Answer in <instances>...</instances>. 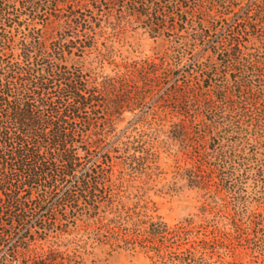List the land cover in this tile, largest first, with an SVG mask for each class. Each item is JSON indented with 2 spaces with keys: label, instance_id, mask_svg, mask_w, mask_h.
Listing matches in <instances>:
<instances>
[{
  "label": "trees",
  "instance_id": "obj_1",
  "mask_svg": "<svg viewBox=\"0 0 264 264\" xmlns=\"http://www.w3.org/2000/svg\"><path fill=\"white\" fill-rule=\"evenodd\" d=\"M126 27L169 47L122 56ZM126 109L169 123L189 185L226 193L264 260V0H0V264H86L98 245L199 264L230 240L128 204L158 154L152 122L118 129Z\"/></svg>",
  "mask_w": 264,
  "mask_h": 264
},
{
  "label": "rangeland",
  "instance_id": "obj_2",
  "mask_svg": "<svg viewBox=\"0 0 264 264\" xmlns=\"http://www.w3.org/2000/svg\"><path fill=\"white\" fill-rule=\"evenodd\" d=\"M114 44L121 49L122 56L129 58L154 57L169 47L165 38H152L142 29L132 27H126L125 33ZM111 68L106 66L105 71L109 72ZM134 112L129 109L123 111L118 129L129 126L136 127L139 131H150L147 123L152 122L149 126H152L151 131L155 130L158 169L152 172L151 178L139 176L136 179L134 185L138 190L128 204H138L147 213L159 216L171 228L186 230L191 243L200 244L201 239L211 240L214 231L218 235L223 230L231 234L230 240L222 242L220 238L215 239L213 247L206 250L210 258L205 256L203 261L198 260L199 264H264L261 255L248 256L245 242L234 237L231 221L227 218L231 215V207L223 208L221 201L227 199L228 195L219 193L214 188L204 191L189 185L185 170L190 165L179 140L167 133L170 130L169 123L163 122L162 126L157 117L151 116L135 122ZM88 251L90 254L86 257V264H152L141 252L132 254L122 250L112 251L106 245H98ZM174 263L181 264L178 261H173ZM157 264H168L167 258Z\"/></svg>",
  "mask_w": 264,
  "mask_h": 264
}]
</instances>
